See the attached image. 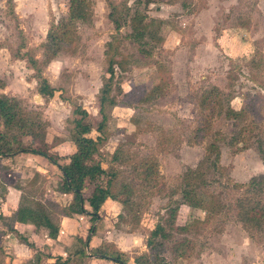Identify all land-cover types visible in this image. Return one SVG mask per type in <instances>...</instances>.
<instances>
[{
    "label": "rangeland",
    "instance_id": "374dc122",
    "mask_svg": "<svg viewBox=\"0 0 264 264\" xmlns=\"http://www.w3.org/2000/svg\"><path fill=\"white\" fill-rule=\"evenodd\" d=\"M9 1L0 0V79L6 83L7 94L20 99L27 110L39 112L41 120L52 126L46 138L49 143L67 141L72 135L69 102L86 111L85 121L93 127L98 118L96 105L105 69L104 45L111 35L118 39L119 55L115 59L120 64V69L114 68L113 84L121 85L123 93L133 85L149 89L159 80L154 64L163 69L162 76L168 84L164 97L139 106L122 100L119 95L116 107L104 106V113L109 116L106 140L98 157L102 166L107 167L109 155L118 145L142 157H156L159 164L158 186L143 196L134 195L141 202L135 212L136 224L109 220L105 224L113 238L126 244L127 255L133 257L146 252L144 243L148 232L165 217V210L172 207V201L178 200V195L170 196V190L177 187L179 176L186 168L194 167L201 160L204 145L212 139V133L219 132L216 140L218 168L208 174V179L215 180L209 184V190L220 194L226 207L207 224L184 234L195 241L186 259L173 260L168 249L162 257L166 264H264V223L246 232L234 208L238 200L264 205V182L259 188H232L234 183L245 185L251 177L264 176V160L256 151L258 136L264 132V94L257 87L264 85V64L255 69L248 65L255 52L264 57V0H151L146 6H138L148 19L162 22L163 43L146 57L125 38L129 33L128 24L124 23L115 35L106 18L108 9L104 0H91V21L76 24L79 38L73 53L60 54L46 66L42 63L40 46L49 24L65 15L67 0ZM116 1H126L130 9H134V0ZM23 41L25 49L19 53L27 51L34 55L40 61L42 77L56 90L48 101L34 98V73L25 62H13L7 56L9 51L12 55L17 53ZM210 87L221 91L222 100L229 96L254 106L258 119H251L257 120L258 127L253 132L257 137L234 144L231 137L236 136L238 127H233L221 115L210 117V134L201 144L193 142L195 123L209 113L198 106L199 96ZM111 95L114 97L113 93ZM129 118L138 122L139 132H134L135 126L130 124ZM54 131H57L55 138ZM59 135L62 138H58ZM90 135L95 137L96 133L92 131ZM122 170L125 175L126 168ZM25 177L22 173L17 178L14 170L0 172V182L6 185H13L15 178V183L21 182ZM53 185L50 183V187ZM39 187L41 191L48 188L47 185ZM3 188L0 184V193ZM56 188L59 190L57 183ZM23 189L25 196L35 194L27 187ZM61 209L59 206L50 208L56 222ZM202 218L201 211L180 206L176 221L182 225ZM2 223L0 218V264H7L1 245L7 232Z\"/></svg>",
    "mask_w": 264,
    "mask_h": 264
},
{
    "label": "trees",
    "instance_id": "16d2710c",
    "mask_svg": "<svg viewBox=\"0 0 264 264\" xmlns=\"http://www.w3.org/2000/svg\"><path fill=\"white\" fill-rule=\"evenodd\" d=\"M7 1L10 3L9 0ZM104 2L108 9L106 18L111 24L114 34L118 35L123 24H128L129 33L125 35V38L136 46L142 56H150L153 48L163 43V37L160 35L162 22L152 18L148 19L137 8L141 5H148L152 2L151 0H134L132 2L134 9L132 10L126 1L104 0ZM91 6V0H67L65 15L49 24L44 42L40 46L44 66L60 54L73 53L74 45L79 38L76 24L90 23ZM111 36L104 45L105 69L96 105L98 118L93 127L86 123L85 119L88 114L84 109L68 103L73 117L70 121L73 126L70 141L74 151L65 165L57 163V157L49 151L43 141L48 125L47 122L41 120V114L34 110H27L13 97L0 94V161L20 153H30L44 158L55 165L60 173L59 191L71 196L70 202L60 210V215L67 218L75 215L88 217V228L84 239L75 238L80 248L65 259L56 257L53 264H83L87 253L93 258L107 260L113 264H127L130 257L115 249L111 244L101 243L98 247L89 249L88 244L90 236L96 228V224L93 226V223L98 219L99 207L107 199L114 201L120 206L117 221L123 224L130 222L136 224L138 218L135 216V212L138 211L141 202L138 200L140 198L134 195L143 196L146 191L154 189L159 183V164L156 157H142L124 149L122 145H118L109 155L106 168L98 159L100 157L99 149L106 140V124L109 116L104 113V106L116 107V98L119 95H122V100L129 101L130 104L146 105L157 98L164 97L168 89V84L162 76L163 69L156 63L154 68L159 80L149 89L143 85H133L123 93L121 85L115 86L113 84L114 68L120 69L119 61H116L115 57L119 55V50L118 39L114 35ZM24 49L23 41L17 47L18 52L12 55L9 51V55L14 60L24 61L27 67L33 71L32 78L35 81L36 93L42 101L52 99L56 90L42 77L39 69L40 61L27 51L19 53ZM261 64H264V57L256 52L248 60L251 69L258 68ZM2 87L3 84L0 82V88ZM257 87L264 94V85ZM57 92L60 94L59 91ZM112 93L114 97L111 95ZM221 94L217 87H210L208 91L199 96L198 106L209 113L199 117L195 123L192 130V140L195 144H201L206 135L210 134L211 116L222 115L225 120L232 123L233 127H238L236 136L231 137L234 144L242 141L248 142L249 139L257 137L253 135L254 130H257L258 127L257 120L251 119L253 117L258 119L254 106L249 102L244 104L242 100L238 106H235L236 104H232L231 97L227 96L222 100ZM125 106L127 103L123 105V107ZM129 122L135 126L134 132H139L138 122L131 118H129ZM240 124L243 125L239 127ZM91 131L96 133L94 138L89 137ZM259 135V139L256 141V151L263 161L264 132ZM211 136L212 139L204 145L201 160L194 167L186 168L179 176L177 187L170 190V196L178 195V200L172 201V207L165 210V217L160 219L148 232L144 243L146 252L133 255L131 257L132 264H166L162 257L166 249L173 260L186 259L193 251L195 241L184 234L207 224L226 207L220 194L209 190V184L214 183L215 180L208 179V174L218 168L219 150L216 140L220 133L213 132ZM190 144L193 143L190 142ZM122 169L125 170V175ZM263 182L264 176L251 177L247 184L234 183L232 188H259ZM89 188L90 195L83 197ZM180 206L201 211L203 218L192 219L188 224H178L176 217ZM53 207L57 206L48 207L39 201L29 200L23 196L10 220L20 224H29L35 229H44L47 232V237L54 240L58 233V224L53 220L49 210ZM234 208L236 209V218L246 232L264 223V205L249 204L238 200L235 202ZM12 232L16 234L19 243L31 250L34 249L25 237L15 231Z\"/></svg>",
    "mask_w": 264,
    "mask_h": 264
},
{
    "label": "crops",
    "instance_id": "0c3cea01",
    "mask_svg": "<svg viewBox=\"0 0 264 264\" xmlns=\"http://www.w3.org/2000/svg\"><path fill=\"white\" fill-rule=\"evenodd\" d=\"M7 56L10 60L9 53H7ZM10 61L24 62L13 59ZM0 82L3 84V87L0 88V94L15 98L13 95L7 94V87L5 85L6 83H4V81L1 79ZM35 94L36 95L34 98L40 102H44L36 92ZM15 99L18 101L20 100L17 98ZM236 99L239 98L237 97ZM235 102H237V104ZM232 104H236L235 106H238L240 104V99L239 101L232 99ZM47 125L48 126L43 141L48 146L49 151L57 157V163L59 162L58 159H60L61 162L58 164L65 165L68 162V158L74 151V147L71 144L70 138L64 142L59 141L53 144L49 143L46 138L47 135L50 134L48 133V130L51 131L52 126L48 122ZM56 132L57 131H54L55 135H52L53 138L57 137ZM89 137H91L90 134ZM58 138H62V136L59 135ZM0 167V172L2 173L5 171L14 170L17 178L18 174H20V177L22 173L26 174V179L21 182L15 183V178L13 185H6L0 182V184L4 187L3 192L0 193V218L1 221H3L1 226L7 232L4 234L5 236L3 237V242L1 245L6 256L5 259L7 264H53L56 257L65 259L67 256L73 255L75 250L80 248V245L75 241V238L78 237L84 239L86 235V229L88 228V217L75 215L73 217L67 218L60 215L57 221L58 233L54 240H51L47 237V232L44 229H35L29 224H20L10 220L11 215L19 206L20 199L23 197V195L29 200L32 199L39 201L48 207L53 205L64 207L70 202L71 196L69 194L61 193L56 188V183L58 187L60 184V173L56 166L52 165L40 156L30 153H20L12 157L1 159ZM50 183H53L54 185L50 187ZM42 185H47L48 188L46 189V187H44V189L41 191L42 187L40 188L39 186ZM23 187H27L29 191H33L35 194L25 196ZM36 188L38 190H36ZM90 192V188L87 189L86 193L83 194V197H88ZM119 214L120 206L118 203L109 199L102 203L98 210V219L93 223V226L96 224V228L93 234L90 236L88 244L89 249L96 248L101 243H107L113 245V247L118 251L127 254L124 247L126 244L123 242H118L115 236L114 238L112 237L113 233L106 231V222L108 220L111 223L117 222V216ZM106 215L107 217H105ZM6 222H8L7 225ZM12 231H15L17 234L25 237L27 241L33 245L34 249L31 250L27 248V246L19 243L15 236L16 234H14ZM85 252L87 253L86 249ZM93 262H97L98 264H113L109 261H101V259L93 258L87 253V257L83 259V264H92ZM127 264H132L131 257L129 258Z\"/></svg>",
    "mask_w": 264,
    "mask_h": 264
}]
</instances>
